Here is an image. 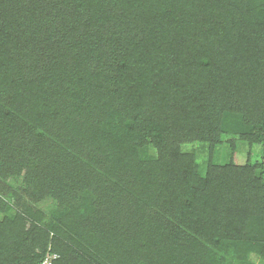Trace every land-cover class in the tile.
Masks as SVG:
<instances>
[{
  "label": "trees",
  "instance_id": "16d2710c",
  "mask_svg": "<svg viewBox=\"0 0 264 264\" xmlns=\"http://www.w3.org/2000/svg\"><path fill=\"white\" fill-rule=\"evenodd\" d=\"M226 135L264 147V0H0V264L264 261Z\"/></svg>",
  "mask_w": 264,
  "mask_h": 264
},
{
  "label": "rangeland",
  "instance_id": "374dc122",
  "mask_svg": "<svg viewBox=\"0 0 264 264\" xmlns=\"http://www.w3.org/2000/svg\"><path fill=\"white\" fill-rule=\"evenodd\" d=\"M184 152H192L197 154V162L200 165V172L205 173L207 162L211 154L210 147L204 143L185 144L182 146ZM214 162L218 165H225L234 161L236 164L245 165L248 162H264V147L262 145H250L247 141L241 140L238 137L224 136L223 143L218 145L214 151ZM19 184H17L18 186ZM20 187V185H19ZM12 203L15 200L11 197ZM48 204L41 206L45 210H50ZM56 255H47L41 264H53ZM252 264H264V261L258 256L250 257Z\"/></svg>",
  "mask_w": 264,
  "mask_h": 264
}]
</instances>
